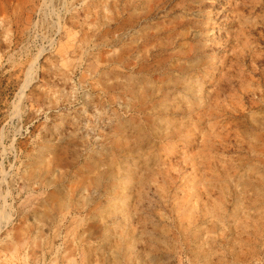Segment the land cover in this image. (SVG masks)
<instances>
[{"label": "rangeland", "instance_id": "obj_1", "mask_svg": "<svg viewBox=\"0 0 264 264\" xmlns=\"http://www.w3.org/2000/svg\"><path fill=\"white\" fill-rule=\"evenodd\" d=\"M0 264H264V0H0Z\"/></svg>", "mask_w": 264, "mask_h": 264}]
</instances>
